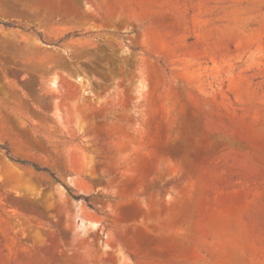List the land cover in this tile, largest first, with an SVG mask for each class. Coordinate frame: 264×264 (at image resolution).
<instances>
[{
	"label": "rangeland",
	"instance_id": "rangeland-1",
	"mask_svg": "<svg viewBox=\"0 0 264 264\" xmlns=\"http://www.w3.org/2000/svg\"><path fill=\"white\" fill-rule=\"evenodd\" d=\"M0 22V264H264V0Z\"/></svg>",
	"mask_w": 264,
	"mask_h": 264
},
{
	"label": "trees",
	"instance_id": "trees-1",
	"mask_svg": "<svg viewBox=\"0 0 264 264\" xmlns=\"http://www.w3.org/2000/svg\"><path fill=\"white\" fill-rule=\"evenodd\" d=\"M0 24H2V25H4L5 27H7V28H9V27H13L12 26V24H5V23H2V22H0ZM3 150H5L6 151V155L11 159V160H14L13 158H12V156H11V154H10V151H9V149H8V147L7 146H3V147H1ZM19 162V161H18ZM21 163H23V164H26L25 162H21ZM32 166H33V168L36 170V171H38V172H46V173H48L51 177H52V179L54 180V182L55 183H61V181L59 180V178L56 176V174H53V173H51V172H49V170H47V169H42V168H40L39 166H37V165H35V164H31ZM69 191V193H70V196L73 198V199H75V200H77V201H79V200H81V199H83V200H85L87 203H89V196H83V195H75V194H72L71 192H70V190H68ZM91 206V205H90Z\"/></svg>",
	"mask_w": 264,
	"mask_h": 264
}]
</instances>
